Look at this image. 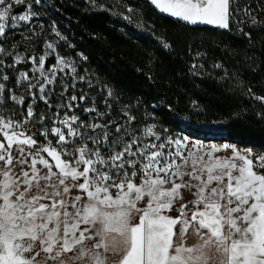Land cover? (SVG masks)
<instances>
[{"label": "snow or ice", "instance_id": "1", "mask_svg": "<svg viewBox=\"0 0 264 264\" xmlns=\"http://www.w3.org/2000/svg\"><path fill=\"white\" fill-rule=\"evenodd\" d=\"M149 2L192 25L229 29L233 14V0ZM32 3L0 0V39H7L10 28H23L29 37L22 38L36 33L38 12ZM14 5H24V11L10 15ZM241 11L251 16L250 9ZM251 19L255 24L256 18ZM52 32L60 36L55 25ZM47 49L41 55L21 56L0 44V131L4 135L0 141V264H37L41 252L47 254L45 261L58 264H107L109 254L120 256L119 264H264V172L259 171L264 169V155L254 162L250 150L245 154L234 147L233 154L224 158L212 155L222 150L219 147L208 153L188 151L196 147L189 137H161L152 128L147 129L150 139L145 141L135 128L96 107L83 109L91 114L88 122L69 115L80 107L73 104L77 97L65 99V88L59 94L61 102L49 104L54 92L49 86L71 76L76 68L72 65L71 73L66 72L69 64L63 57H56L55 64L46 68L53 44L47 43ZM6 56L12 57L10 64L5 63ZM21 63L32 67L18 72ZM197 67L192 65L193 70ZM9 69L16 72L19 96L7 87ZM85 99L79 97L81 102ZM38 100L48 104L49 111L37 120L42 127L32 132L27 124L36 117ZM26 102L27 116L16 121L13 109ZM45 118L60 126L44 125ZM125 119L131 124L134 117L125 114ZM7 129H13L11 134ZM37 134L46 140L56 137L57 147H51V141L39 143L33 139ZM43 153L55 164L50 165ZM14 161L20 168L31 161V174L13 172ZM37 163L48 169L47 174L36 171ZM52 167L59 171L52 172ZM72 189L79 194L68 200ZM181 189L196 199L180 203L179 216L172 218L165 213L182 199ZM140 202L144 206H138ZM189 230L199 238L194 246L185 242ZM85 241L92 243L88 246ZM66 253L71 255L62 259Z\"/></svg>", "mask_w": 264, "mask_h": 264}, {"label": "trees", "instance_id": "2", "mask_svg": "<svg viewBox=\"0 0 264 264\" xmlns=\"http://www.w3.org/2000/svg\"><path fill=\"white\" fill-rule=\"evenodd\" d=\"M32 8L63 34L60 52L83 53L84 64L109 86L111 97L100 108L111 119L137 133L152 125L162 135L264 152V99H257L264 98V22L248 27V40L232 6L229 29L192 25L149 0H41ZM125 114L134 117L131 124Z\"/></svg>", "mask_w": 264, "mask_h": 264}, {"label": "rangeland", "instance_id": "3", "mask_svg": "<svg viewBox=\"0 0 264 264\" xmlns=\"http://www.w3.org/2000/svg\"><path fill=\"white\" fill-rule=\"evenodd\" d=\"M25 2L30 3V0H25ZM16 5L13 6V9L15 8ZM13 9L11 10V13L15 14H20L21 12H14ZM131 9V8H129ZM34 10V9H33ZM133 10V9H132ZM133 15H135L134 11H131ZM175 18V17H174ZM42 24V29L39 27ZM34 28L36 29V33L32 34L30 38H22V37H29V34L23 29H16V28H10L8 29V34H7V39H1L2 42L0 44L3 45L5 49H8L13 52H19L21 56H33V55H41L45 51H48L47 49V43H52L54 47V54L52 56H49L47 59V63L45 67L47 68L50 65L55 64L56 62V57H63L66 61H68L69 67L65 69L66 72L71 73V66L75 65L76 72L72 73L71 76H65L64 79H57L52 85H50V88L54 89L53 95L51 99L48 101L49 104L56 105L57 103L61 102V97L60 93L64 92V89L67 88V92L65 94V99L68 96L75 95L77 97V100L73 102V104H80L79 108L73 109L72 112H69V115H72L73 113L78 115L81 119H83L85 122H88L90 120L91 114L86 113L83 111L84 108L88 107H96L98 110L102 111L100 108V102L102 100V103L104 102L111 96H108V93L110 92L112 94L111 89H109V86L103 83V81L98 77L93 71L88 68L84 63L86 61V57L83 53H78L77 56H72L68 54H62L60 51V47H62L63 41V34L58 30V28L55 26L56 30L60 33L59 37H56L53 35L52 28L53 24L45 22L42 20L39 16L36 19V22L34 24ZM53 59V60H52ZM12 62V57L6 56L5 57V63L10 64ZM32 65L30 63L25 64L21 63L17 65V70L18 72H26L28 71L29 68H31ZM6 74L10 77V80L7 82V87L12 88L16 90L17 96L20 94V89H16V72L13 70H6ZM59 75H63V73H60ZM79 77H83V80H80ZM75 85L73 88L72 85ZM63 85V87H62ZM85 96L86 99L81 102L79 100L80 96ZM93 101L95 103H93ZM42 103V104H41ZM35 114L36 117L35 119L31 120L28 125H36L37 129H40L42 125L37 122L41 114H44L45 117L47 116V113L49 111L48 109V104H46L43 100H38V102L35 104ZM13 111L16 113L14 119L16 121H22L24 118L27 116V105L24 104L21 107L14 108ZM53 113L55 112V108L52 109ZM21 112L23 114H21ZM103 112V111H102ZM123 113V112H122ZM84 114H89L88 118H83ZM121 114V113H120ZM61 116H63V112H61ZM125 121V120H124ZM44 125L48 127H59L58 122L56 124H53L51 121L47 120L45 118ZM127 127L129 125L126 124ZM130 128V127H129ZM148 128H152L153 131L154 128L152 125L143 127L140 132H138V135H141L142 138L147 141L150 139V135L147 132ZM15 131H22L24 130L23 128H17L14 129ZM6 131L11 134V131L13 129H7ZM62 131H65L66 129H62ZM156 132V131H155ZM30 134V133H26ZM157 135H160L161 137H168L171 139L175 138H183V137H189L190 138V143L195 145V148H190L188 151H193L195 152L197 149H200L204 153H208L211 151L212 148L219 147L222 150L219 153H213L212 155L218 158H224V157H230L233 154V147L242 153H247L249 150L251 152V158L253 161H256V157L264 155L263 151H260L256 148L253 147H244L235 143H230L226 141H204L201 139L197 138H192L191 136H188L186 134H179L175 137H171L168 134L162 135L156 132ZM39 135V134H38ZM33 139H36L39 143L41 144H47L48 141H51V147H57L56 145V137L54 136H48L47 140L45 137L39 135V136H34ZM4 140V135L3 131H0V141ZM224 145H230L232 147H229L225 149L223 146ZM57 151L59 149L57 148ZM43 158L49 161L50 165L55 164L54 158L50 157L47 155V153H43ZM63 158V157H62ZM239 163V161H237ZM36 171L41 175H45L48 172V169L45 168L43 164L37 163L36 164ZM52 172H58L59 170L55 167H52ZM82 170V169H81ZM12 171L17 173V174H22L23 171H28L31 174V161L27 165H25L23 168H20L18 165L13 164ZM53 182H55V177H53ZM82 182V181H81ZM179 182V181H178ZM41 183H44L41 181ZM73 182L69 179L68 184L71 186ZM165 187H168L167 185ZM195 192V189L193 190ZM79 194L78 189H72L67 196L66 199L72 200V198ZM180 194L182 196V199L177 203L173 205V210L170 212H166L165 214H170L173 212L178 211V207L180 203H188L191 200L196 199L195 195H190L186 190L181 189ZM147 199V198H145ZM42 203H50V201H41ZM138 206H144L143 202L138 203ZM189 207H192L191 204H189ZM187 210V209H186ZM84 226L81 225V228ZM91 241H85V244L90 246ZM71 253H66L64 254V257L62 259H66L68 256H70ZM47 256L46 253L41 252V255L36 257L37 264H58V262H53L51 260L45 261V257ZM120 260V256H112L109 254L107 257V264H118ZM82 264H87V262H82Z\"/></svg>", "mask_w": 264, "mask_h": 264}, {"label": "built area", "instance_id": "4", "mask_svg": "<svg viewBox=\"0 0 264 264\" xmlns=\"http://www.w3.org/2000/svg\"><path fill=\"white\" fill-rule=\"evenodd\" d=\"M232 8L235 9L234 11L236 15L234 18L235 26L237 27V29H239L246 35V38L248 40H250L251 34L249 35L250 32L248 30V27L253 25L251 17L256 18L255 24L264 22V0H233ZM244 8L250 9L251 16H246L241 11V9H244ZM27 128L30 129L32 132H35L37 130L36 125H28ZM37 136L39 135L37 134L36 137Z\"/></svg>", "mask_w": 264, "mask_h": 264}, {"label": "crops", "instance_id": "5", "mask_svg": "<svg viewBox=\"0 0 264 264\" xmlns=\"http://www.w3.org/2000/svg\"><path fill=\"white\" fill-rule=\"evenodd\" d=\"M158 9V8H157ZM159 10V9H158ZM160 11V10H159ZM164 13V12H163ZM166 14H168V13H166ZM169 15V14H168ZM229 21H230V19H229ZM198 24H203V23H198ZM207 25H209V24H207ZM212 26H215V25H212ZM166 215H169L170 217H172V218H176V217H178L179 216V211H175V212H173V213H170V214H166ZM189 232H190V234L187 236V237H185V242H186V245L187 246H194V245H196L197 243H198V237L197 236H195V235H192L191 234V230H189ZM178 241H176V238L174 237V243H177ZM119 264V263H118ZM209 264H213V262L212 261H210L209 262Z\"/></svg>", "mask_w": 264, "mask_h": 264}]
</instances>
